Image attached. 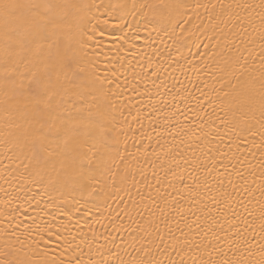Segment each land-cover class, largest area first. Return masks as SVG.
<instances>
[{
    "label": "snow or ice",
    "instance_id": "6c2138e0",
    "mask_svg": "<svg viewBox=\"0 0 264 264\" xmlns=\"http://www.w3.org/2000/svg\"><path fill=\"white\" fill-rule=\"evenodd\" d=\"M93 7L110 8L108 15L116 13V20L123 19L129 12L134 17L147 16L142 10L151 9L158 24L154 30L161 42L167 37L177 47L181 33L186 34L185 26L192 23L188 11L196 13L205 9L208 24L204 29H212L214 37L209 39H216L213 47L226 49L228 53L235 49L240 53L225 60L224 66L231 70L235 83L232 79L225 82L230 91H224V98L231 100L220 125L230 128L237 140L244 138L240 133L245 131L255 136L254 123L260 125L259 143L251 141V147H247L249 141L244 138L247 153L253 159L259 152L258 175L257 165L248 155L241 153L243 159L237 155L240 145L237 143V152H233L231 136L229 141L221 136L214 147L199 146L198 154L195 150L190 155L177 151L170 160H162L159 167L163 176L154 170L155 184L145 180L147 193L137 189L139 200L131 197L127 169L121 170L116 159L123 161L124 156L108 146L109 130L105 123L115 110L109 95H115L112 85L119 87L117 72L127 71L123 61L119 67H109L103 76L95 71L94 65L87 79H75L80 73L72 71L74 79L67 81L72 84L71 89L56 90L52 83L53 77L59 82L61 74L71 71L72 65L78 63L75 49L87 54V45L93 39L89 33L95 34L100 27ZM102 23L107 25L109 20ZM0 28L5 45V67L0 78L6 84L11 82L15 86L19 65L26 69L29 65H44L43 76L32 73L24 89L35 101L34 110L23 114L28 128L36 125L33 136L29 139L24 130L17 136V142L22 148L30 147L34 157L38 147L44 164L49 158L59 157V170L53 166L56 180L46 186L45 191L58 192L65 201L64 208L69 210L64 212L68 224L56 231H52L47 222L41 225L33 218L35 229L32 225L23 229L31 243L26 245L19 237V247L5 243L0 251V264H264V0L211 5L171 0L160 5L133 3L130 7L127 4L93 5L88 0L63 5L0 0ZM257 47L259 68L248 71L246 66L250 57L255 61L252 53ZM10 64L13 65L11 70ZM237 66L245 71L237 73ZM255 71L258 75L253 74ZM20 77L21 88H24L26 72H20ZM58 95L60 101H56ZM66 97L79 105L68 116L59 111L61 103L67 102ZM100 97L105 104H96ZM203 128L202 125L198 131L207 141L212 133L204 132ZM52 141L56 142L58 152L48 151L46 145ZM122 192L129 196V201L120 195ZM94 200L106 206L97 208L96 222L101 223L99 216L106 210L105 218L111 230L97 232L88 225L87 232L83 226L74 232L69 226L72 210L79 213L83 207L88 216H92L90 204L95 207ZM109 200L123 207L116 211ZM36 203L39 205L40 201ZM55 208L58 206L47 203L45 209L38 211L47 215L48 209ZM249 230L252 241L248 239ZM254 255L258 259H253Z\"/></svg>",
    "mask_w": 264,
    "mask_h": 264
},
{
    "label": "bare ground",
    "instance_id": "6f19581e",
    "mask_svg": "<svg viewBox=\"0 0 264 264\" xmlns=\"http://www.w3.org/2000/svg\"><path fill=\"white\" fill-rule=\"evenodd\" d=\"M32 2L63 5L81 3L83 0H32ZM88 2L93 5L127 4L130 7L133 3L160 5L170 3L171 0H88ZM197 2L211 5L236 3L239 0H189L191 4ZM54 11L59 12L60 9H54ZM111 11L107 7H93V13L100 27L95 34L89 33L93 35V39L87 45V54L78 48L75 49L79 56L78 63L72 65L71 71L61 74L59 82L53 77L52 83L56 90L71 89L72 84L67 81L74 79L72 71L80 73L75 79H87L91 76L94 65L95 71L103 76L109 67H119L120 61H123L127 71L123 74L117 72L119 87L112 85L115 95H109V99L115 103V110L106 118L105 123L109 130L108 146L118 150L124 156L123 161H119L118 157L116 159L121 170L127 169V187L131 197L139 200L137 189L147 193L145 180L155 184L152 179L154 170L161 177L163 176L159 167L162 160H170L177 151L190 155L191 151L195 150L198 154L199 146H204L205 149L208 146L214 147L221 136L225 141H229L231 136L233 152H237L236 144L240 145L237 155L241 153L248 155L251 162L257 165L258 175L259 152L255 153L256 158L253 159L247 153V147H251V141L259 143L260 125L254 123L252 131L257 133L255 136L247 131L240 133L241 137L248 139L247 147L244 138L237 140L230 128L220 125V119L225 116L231 100L230 97L224 98V91H230L225 87V82L232 79L235 83L231 70L224 66L225 60L231 55H240V53L235 52V49L233 53H228L226 49L213 47L216 39H209V37H214V33L210 27L207 30L204 29V25L208 24V13L205 9L201 8L196 13L188 11L192 23L185 26L186 34L181 33L182 39L178 47L174 46L167 37H164L161 42L154 30L158 24L151 15V9L142 10L148 13L147 16L141 14L134 17L129 12L121 20L115 19L114 12L109 17L108 13ZM197 16L200 19H197ZM105 19L109 20L107 25L102 23ZM121 25H123L122 28ZM177 33H180L179 29ZM258 43L259 41L257 45ZM4 48L3 32L0 28V74L5 67ZM258 52L257 47L252 53L255 61L249 58L246 66L248 71L258 70ZM12 67L13 65L10 64L9 69L11 70ZM239 71H245V69H239L237 66V73ZM20 72H26V77L23 79L24 88H21ZM153 72L156 75H153ZM32 73L43 76L44 65H29L27 69L24 65H19L15 76V86L11 82L6 84L0 78V251L3 250L5 243L19 247L17 237L26 245L30 244L31 241L27 239V233L23 229L26 225H32L33 218H37V223L41 225L47 222L52 231L68 224L64 215V212L69 211L64 208L65 201L59 197L58 192L45 191L46 186L56 180L57 173L53 170V166L59 170V157L49 158L48 163L44 164L38 147L34 157L30 147L22 148L17 142V136L24 130H27L28 137L31 139L36 127L34 125L33 128H28L23 118L24 113L34 110L35 101L24 91L29 85L28 77ZM253 74L258 75V71ZM66 100V103H61L59 109L64 116L74 113L79 107L73 104L71 98L66 97ZM56 101H60L59 95ZM96 104H105L104 98L100 97ZM95 106L94 104L93 110ZM228 118L232 119L231 114ZM256 119L259 120V112L256 113ZM51 123L50 120L49 124ZM56 123L59 124V121ZM202 125L204 132L212 133L207 141L198 131ZM217 127L219 136H217ZM198 137L200 139H197ZM46 147L51 152L59 151L55 141L49 142ZM241 158L243 159L244 156L241 155ZM120 195L125 201H129L128 195L123 192ZM37 200L40 201L39 205L36 203ZM47 203L56 205L58 208L48 209V214L44 215L38 209H45ZM92 203L95 204V207L90 204L92 216H88V212L83 207L79 213L72 210L74 214L71 217L72 224L69 226L74 232H78L81 226L87 232L88 225L95 228L97 232H104L106 228L111 230L109 220L105 218L108 215L106 210L99 216L101 223L96 222L97 208H106V206L101 201L94 200ZM109 203L116 211L123 207V204L118 205L111 200ZM132 215L135 216V213ZM77 221L79 224L76 223ZM32 229H35V225H32ZM256 232H259L258 227ZM247 235L249 241H252L251 230ZM256 242L258 244V237ZM225 250L227 251V247ZM253 259L258 257L254 255Z\"/></svg>",
    "mask_w": 264,
    "mask_h": 264
}]
</instances>
